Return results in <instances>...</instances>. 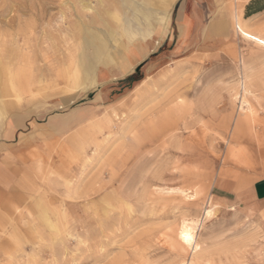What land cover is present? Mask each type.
I'll return each mask as SVG.
<instances>
[{"label":"rangeland","instance_id":"obj_1","mask_svg":"<svg viewBox=\"0 0 264 264\" xmlns=\"http://www.w3.org/2000/svg\"><path fill=\"white\" fill-rule=\"evenodd\" d=\"M57 1L0 0V119L26 99L46 102L64 93L89 91L97 69L112 65L132 47L125 34L119 42L112 41L93 76H87L83 58L72 63V54L79 53L90 33L102 38L104 22L111 25L122 18L127 0ZM133 1L153 10L152 30L158 33L175 4ZM236 33L248 42L240 38L220 53L199 48L192 57L169 56L166 69L154 77L163 85L153 91V102L139 101L134 113L127 99L105 112L119 120L100 122L97 132L84 139L86 145L73 150L77 153L58 144L50 161L39 163L46 170L37 171L22 206L16 201L14 211L0 221V264H264V218L242 209H216L208 197L209 164L235 139L232 130L222 136V118H213L207 105L215 104L230 116L234 111L245 114L246 132L238 142L246 154L259 155L255 130L264 122V73L254 72L259 67L264 72V48ZM193 46L183 43L180 52L192 55ZM166 50L174 52L176 46L169 44ZM246 67L253 73H241ZM182 93L199 98V116L191 118L185 101H180L178 111L175 105L164 114L163 106L152 108L162 96L177 98ZM139 124L142 133L153 136L149 147L135 152L136 143L144 139L135 136ZM211 207L207 216L205 210ZM185 224L194 228V246L181 238Z\"/></svg>","mask_w":264,"mask_h":264},{"label":"crops","instance_id":"obj_2","mask_svg":"<svg viewBox=\"0 0 264 264\" xmlns=\"http://www.w3.org/2000/svg\"><path fill=\"white\" fill-rule=\"evenodd\" d=\"M248 2L250 0H175L169 18L171 22L168 19L159 33L153 31L148 39L134 43L112 65L99 67L89 91L64 93L46 102L26 99L21 105L7 111L6 116L0 119V221L14 211L16 201L22 206L35 185L37 171L46 170L45 165L39 163L50 161L58 144L72 151L86 145L84 139L97 132L101 127L100 122L119 120L112 114L105 115V112L115 110L127 99L130 101L128 105L134 106L131 109L134 113L139 101L143 105L151 103L154 92L162 89L158 85H163L153 81L154 77L166 69L169 56L177 59L192 57L199 48L209 54L220 53L241 40L245 42L236 33L235 15H240L250 28L253 26L256 30L264 31V10L247 17L245 11ZM187 42L194 43L193 47H196L191 50L192 55L182 50L180 52V47ZM169 44L176 46V51H167ZM247 69L249 67L243 68L241 73H253ZM261 69L257 68L254 73H264ZM133 98L135 100L131 102ZM180 101H185L191 118L200 115L199 98L186 93L177 98H172V94L162 96L152 108L163 106L164 114L176 105L178 111V107L183 105ZM207 106L213 118L216 115L222 118V136L226 137L232 130L231 137L235 139V142L231 141L232 146L215 155L213 163L209 164V201L216 209H242L249 215L263 219L264 122L263 127L255 130V135L260 138L259 155L250 156L244 152L242 142H238V138L246 132V115L234 111L237 114L230 116L225 110H216L215 104ZM139 126L135 125V136L144 139L142 143H136L135 152L141 147L145 149L153 136L147 131L142 133Z\"/></svg>","mask_w":264,"mask_h":264},{"label":"bare ground","instance_id":"obj_3","mask_svg":"<svg viewBox=\"0 0 264 264\" xmlns=\"http://www.w3.org/2000/svg\"><path fill=\"white\" fill-rule=\"evenodd\" d=\"M48 0H46L47 2ZM59 1V0H58ZM57 1V2H58ZM65 1V0H64ZM69 1V0H68ZM108 1V0H107ZM113 0H110V2H112ZM117 2H119L118 0H115ZM121 1V0H120ZM138 1V0H137ZM145 1V0H143ZM44 2V1H42ZM60 2V1H59ZM62 2V1H61ZM77 2V1H75ZM89 2V1H87ZM101 2V1H99ZM104 2L106 3V0H104ZM114 2V1H113ZM139 2V1H138ZM151 2V1H150ZM103 3V2H102ZM103 3V4H105ZM109 3V1H108ZM141 3V2H140ZM153 3V2H152ZM34 4V3H33ZM52 4V3H51ZM61 4V3H60ZM74 4V2H73ZM78 4V2H77ZM75 4V5H77ZM113 4V5H116L114 3H110V5ZM146 4V3H145ZM148 4V3H147ZM146 4V5H147ZM89 5V4H87ZM101 5V4H100ZM109 5V4H108ZM122 7H123V17L122 18H115L117 19L114 24H111L110 23L108 24V22H106L105 20H103L104 25H106V28L105 29H100L102 30L104 36L102 38L100 37H97L95 38V36L93 37V35L90 33L88 36L85 37V42L83 43V46H81V50L78 48V51L79 53H76L74 51V53L71 54L73 55V60H72V63H75V61L78 59V58H83L82 61L84 62V69L83 71H85V74L87 76H93V72L97 66V63L100 62L99 58H100V55H103L104 54H108V52L110 51L109 50V46L111 45L112 41H114L115 43L119 42V38L125 34L129 40V43L130 44H134L136 43L137 41H141V40H146L147 38L150 37V35L152 34V32L154 31V29L152 30V27L155 23V21H153L154 19L156 20V18L154 17V12L153 10H151L149 7L145 6V5H141L139 3H136L135 1L133 0H127V1H124L122 3ZM30 6V5H29ZM99 6V5H98ZM97 6V7H98ZM102 6V5H101ZM104 6L107 7V5L105 4ZM125 6V7H124ZM149 6V4H148ZM13 7V6H12ZM63 8L66 7V6H62ZM96 7V8H97ZM110 7V6H108ZM116 7V6H115ZM22 8V7H21ZM32 8V7H31ZM36 8V7H35ZM41 8V7H40ZM63 8L61 10H63ZM95 8V9H96ZM99 8V7H98ZM103 8V7H101ZM155 8V7H154ZM160 8V7H159ZM85 9V8H84ZM88 9H91L88 8ZM108 9V8H107ZM125 9V10H124ZM31 10V9H30ZM66 9H64L65 11ZM87 10V9H86ZM159 10V9H158ZM35 11V10H34ZM90 11V10H88ZM32 12V10H31ZM41 12V10H40ZM84 12V11H82ZM81 12V13H82ZM94 12H98L97 11H94ZM103 12V11H102ZM119 12V11H118ZM30 13V12H29ZM39 13V12H38ZM45 13V12H44ZM49 13H51L49 11ZM62 13V11H61ZM65 13V12H64ZM79 13V12H78ZM113 13V12H112ZM35 14V13H33ZM94 14V13H93ZM119 14V13H118ZM236 14V13H235ZM40 15H42L40 13ZM48 15V14H47ZM46 15V16H47ZM80 15V13H79ZM110 15V14H109ZM121 15V14H119ZM39 16V14L37 15ZM45 16V15H44ZM83 16V15H81ZM85 16V15H84ZM99 16H102V15H99ZM98 16V17H99ZM104 16V15H103ZM117 16V15H116ZM156 16V14H155ZM41 17V16H40ZM39 17V18H40ZM51 17V16H50ZM65 17V14L64 16ZM78 17V15H77ZM96 17V16H95ZM93 17V18H95ZM105 17V16H104ZM115 17V16H114ZM113 17V18H114ZM159 17V16H157ZM165 17V16H164ZM45 18V17H44ZM49 18V17H48ZM83 18V17H82ZM97 18V17H96ZM79 19V18H78ZM98 19V18H97ZM101 19V18H99ZM98 19V20H99ZM103 19V17H102ZM101 19V20H102ZM106 19V18H104ZM162 19V18H161ZM233 19V18H232ZM42 20V19H41ZM64 21V19H62ZM77 20V19H76ZM83 20V19H82ZM100 20V21H101ZM2 21V20H1ZM38 21V20H37ZM52 21V20H51ZM61 21V20H60ZM62 21V22H63ZM78 21V20H77ZM84 21V20H83ZM166 21V20H165ZM50 22V21H49ZM48 22V23H49ZM102 22V21H101ZM157 22V21H156ZM212 22V21H211ZM8 23V22H7ZM46 23V22H45ZM51 23V22H50ZM56 23V22H55ZM79 23V22H78ZM82 23V22H81ZM164 23V22H163ZM219 23V22H218ZM57 24V23H56ZM59 24V23H58ZM103 24V23H102ZM108 24V25H107ZM157 24V23H156ZM165 24V23H164ZM41 25V24H40ZM84 25V24H83ZM86 25V24H85ZM91 25V24H90ZM97 25V24H96ZM101 25V24H100ZM161 25V24H160ZM54 26V24H53ZM51 26V28L53 27ZM58 26V25H57ZM62 26V25H61ZM60 26V27H61ZM66 26V25H65ZM82 26V24H81ZM99 26V25H98ZM39 27V25H38ZM64 27V26H63ZM78 27V26H77ZM91 27V26H90ZM220 27V26H219ZM45 27H43L44 29ZM69 28V27H68ZM103 28V27H102ZM235 28L236 30L238 31L239 34H241L242 36H244L246 39H249L251 40L252 42H254L255 44L261 46L264 48V43H261V41H264V33H261L260 31H257L253 28H250L245 22L244 20L242 19V17L240 15H235ZM58 29V28H57ZM78 29V28H77ZM82 29V28H81ZM86 29V28H85ZM88 29V28H87ZM47 30V29H46ZM55 30V29H54ZM59 30L61 31V29L59 28ZM64 30V29H62ZM69 30V29H67ZM66 30V31H67ZM95 30V29H94ZM120 30V31H119ZM48 31V30H47ZM60 31H59V34H60ZM96 31V30H95ZM32 32V31H31ZM62 32V31H61ZM33 33V32H32ZM70 33V32H69ZM93 33V32H92ZM95 33V32H94ZM100 33V32H99ZM101 35V34H100ZM120 35L118 38L117 36ZM84 37V35L82 36ZM254 37V38H253ZM69 38V37H68ZM15 39V38H14ZM17 39V38H16ZM66 39H67V34H66ZM69 40V39H68ZM49 41V40H48ZM65 41V40H64ZM127 41V40H126ZM50 42V41H49ZM62 42V40H61ZM66 43V42H64ZM68 43V41H67ZM80 43V42H79ZM69 44V43H68ZM113 44V43H112ZM122 44V43H121ZM128 44V43H127ZM51 45V44H50ZM79 46V45H78ZM43 47V45L41 46ZM64 47V46H63ZM70 47V46H68ZM67 47V48H68ZM119 47V45H118ZM55 48V47H54ZM52 48V49H54ZM51 49V48H50ZM70 49V48H69ZM115 49V48H114ZM41 50H43L41 48ZM49 50V49H48ZM74 50V49H73ZM45 51H46V48H45ZM62 51V50H61ZM71 51V50H70ZM124 51V50H123ZM9 52V51H8ZM49 52V51H48ZM47 52V53H48ZM53 52L55 53V51L53 50ZM63 52V51H62ZM46 53V54H47ZM50 53V52H49ZM29 54V53H28ZM44 54V52L42 53V55ZM45 54V55H46ZM69 54V53H68ZM3 55V54H2ZM61 55H63L61 53ZM44 56V55H43ZM65 56V55H64ZM70 55H68L67 58H69ZM30 57V56H29ZM66 57V56H65ZM64 57V58H65ZM48 58V57H47ZM63 58V57H62ZM27 60V59H26ZM29 60V59H28ZM61 60V59H60ZM70 60V59H69ZM81 60V59H80ZM67 62V60H65ZM81 61V62H82ZM28 62V61H27ZM66 62L64 63V65L66 64ZM79 62V60L77 61ZM80 62V63H81ZM83 62L81 63L83 65ZM71 63V62H70ZM71 63V64H72ZM22 64V63H21ZM25 65V64H24ZM26 66V65H25ZM28 66V65H27ZM30 66V64H29ZM47 66V65H46ZM60 66H61V63H60ZM67 66V65H66ZM65 66V67H66ZM56 67V66H55ZM64 67V66H63ZM63 67H62V70H63ZM48 68V67H46ZM53 68V66H52ZM57 68V67H56ZM26 69V68H24ZM28 69V68H27ZM68 69V67H67ZM67 69H66V72H67ZM65 70V69H64ZM31 71V70H30ZM29 71V72H30ZM72 71V70H71ZM74 71V70H73ZM79 71V70H78ZM69 72V71H68ZM81 72V71H80ZM79 72V73H80ZM246 72V71H245ZM83 73V72H82ZM96 73V72H95ZM64 74V73H62ZM60 74V75H62ZM66 74V73H65ZM84 74V73H83ZM85 74L83 76H85ZM249 74V73H248ZM70 75V74H68ZM76 75V74H74ZM64 77V76H63ZM71 77V75H70ZM93 78V77H91ZM249 78V77H248ZM27 79V78H26ZM70 78H68L69 80ZM29 80V79H28ZM82 80V79H81ZM88 80V79H87ZM249 80V79H248ZM67 81V80H66ZM79 81V79L77 80V82ZM247 82V81H246ZM83 83V82H82ZM76 85V84H75ZM247 85V84H246ZM78 86V85H77ZM67 87V86H66ZM75 87V86H74ZM243 88V87H242ZM241 88V89H242ZM66 89V88H65ZM248 90V88H246ZM71 90V89H70ZM77 90V89H76ZM243 90V89H242ZM250 91V90H249ZM249 91H247V93H249ZM241 93V92H240ZM240 96V95H239ZM241 97V96H240ZM246 104V103H245ZM242 107V106H241ZM245 108V107H244ZM248 108V107H247ZM242 111V109H241ZM206 212V215L209 216L211 213H212V207L205 210ZM183 224V223H182ZM178 232H180V229H178ZM186 237H190V240L189 239H186ZM181 238L183 240V242L187 243V244H192L193 241H194V238H195V232H194V228L193 226H190L189 224H185L182 229H181ZM196 239V238H195ZM180 240V239H179ZM194 244V243H193ZM192 244V245H193ZM187 246V245H186ZM194 246V245H193ZM192 246V247H193ZM189 247V246H188ZM198 247V246H197ZM200 247V246H199ZM198 247V248H199ZM190 262H193V261H190ZM188 263V262H187Z\"/></svg>","mask_w":264,"mask_h":264},{"label":"trees","instance_id":"obj_4","mask_svg":"<svg viewBox=\"0 0 264 264\" xmlns=\"http://www.w3.org/2000/svg\"><path fill=\"white\" fill-rule=\"evenodd\" d=\"M263 10H264V0H251L246 7L245 15L249 17Z\"/></svg>","mask_w":264,"mask_h":264},{"label":"snow or ice","instance_id":"obj_5","mask_svg":"<svg viewBox=\"0 0 264 264\" xmlns=\"http://www.w3.org/2000/svg\"><path fill=\"white\" fill-rule=\"evenodd\" d=\"M254 38V37H253ZM261 43H264V41H261ZM186 239H189L190 240V237H186Z\"/></svg>","mask_w":264,"mask_h":264}]
</instances>
